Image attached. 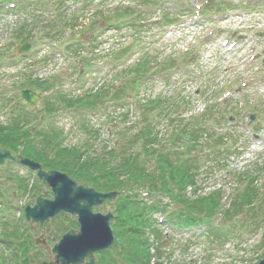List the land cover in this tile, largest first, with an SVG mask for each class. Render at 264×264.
<instances>
[{
  "label": "rangeland",
  "instance_id": "374dc122",
  "mask_svg": "<svg viewBox=\"0 0 264 264\" xmlns=\"http://www.w3.org/2000/svg\"><path fill=\"white\" fill-rule=\"evenodd\" d=\"M18 1L26 2V6L22 9L19 6L9 15L0 12V51L8 47L5 53L0 54V124L7 123L8 125L11 123L9 121L11 116L14 118L15 112L29 110L25 107V111L21 108L16 109L21 86L24 84V89L31 88L25 83L27 76L39 79L45 84V89L42 92L38 109L50 105L57 111L51 114L47 111L45 113L44 108L46 115L41 118V121L38 120V116L43 113L42 111L40 113L28 111L30 119L27 121L21 119L18 126L20 131L26 134L35 135L41 131L45 135L47 132L49 146L46 151L48 154L51 153V148H56V144L68 150L81 148L79 134L82 131L88 133V137L84 139L85 143L89 140V134L92 135L93 130H98L101 141L92 144L91 154L101 156V142L111 148L115 147L113 141L118 140L121 134L124 135L121 138L128 136L126 128L130 127L135 120L136 112H139L133 104L138 98L143 100L166 96L172 97L173 100L179 91L180 97L188 102L181 117L185 119L193 117L197 109L203 107L201 100L204 99L208 106L218 104L220 92L226 90L232 93V101L235 105L231 113L235 115L234 121L224 120V125L215 129V134H219L218 129H223L220 133L232 141L231 146H234L237 155L234 154L229 158L226 164L228 173L217 169L212 172L205 169L198 179L200 188L195 196H206L213 190H219L221 193L218 201L219 213L213 218V224L227 229L247 221L248 225L244 223L246 228L244 233L238 237L233 232L228 235L230 240H221L222 242L219 243L209 239L203 228L172 230L164 223L168 211L163 215L160 212L154 213L150 218L155 220L156 228L163 239L164 248L161 251L164 258L163 264L254 263L264 250L263 247L256 248L258 244H261L264 216L252 215V210L248 212L245 210L240 219L232 220V217L227 215L228 218L223 220L222 216L227 212L230 196L238 186L233 175L250 171L255 167L254 165L264 169V67H261L260 59L253 62L251 57L264 50L263 40L254 36L264 31V3L253 5L252 1L248 10L234 12L233 9L244 8L246 0H218L225 4L221 10L228 9L229 11L226 17L210 16L197 19L196 17H183L186 10V14L189 15L196 4L201 5L196 2L197 0H186L180 4L175 0H154V3H146L144 0H89L88 4L84 5L79 4L80 0ZM255 1L264 2V0ZM61 4L63 6L60 8ZM125 8L142 14L144 20L150 22L147 24L151 25L139 29L140 24H138L139 26L137 25V29L134 30L124 18L117 29L107 27L112 21L111 16L117 13L118 9L122 12ZM162 15L172 20L170 21L172 23L179 21L170 27L165 26L164 23L156 24ZM24 26L27 27L29 33L26 32L23 39L30 34L27 43L31 45L28 53L24 54L26 57L21 58L22 55L17 54L16 50L24 42L21 39L15 40L13 35ZM29 26H31L30 29ZM45 35L49 36V41L44 40ZM238 37L241 39H236ZM131 42L129 52L126 51L120 57L115 55L118 49L124 50ZM81 43L83 51L79 56H76V53L73 55L76 45ZM231 44L235 46L230 50ZM52 45H55L56 49L52 48ZM181 55H185V59L179 61ZM145 56L155 59L151 66H156L155 63L159 64L158 62L162 59L173 64L165 65L164 68L171 67L167 73L159 71L157 74L154 73V76L151 74L147 77L150 74L148 72L145 84L140 85L141 90L135 88L129 90L127 74L123 73L127 68L133 69ZM191 58L194 59L191 61ZM84 59L85 61L91 60L89 62L91 67L88 70L82 65ZM179 62L182 65L178 69L174 68L173 66ZM250 63L252 65L249 66ZM216 67H218L216 73L209 76L208 74L212 73L211 70ZM79 70L83 71L80 75L77 74ZM82 74L85 76L81 78ZM79 78L80 80L77 81ZM202 82H204V90L199 97H195L193 92L200 87ZM101 88H108L112 94L121 92L119 95L122 97L126 95L135 100L131 103H129L130 100L125 101V105L120 106V104L116 105L112 103L113 101L107 100L108 97H104L102 104L107 103V105L105 104L104 108L102 106V110L95 107L92 110L85 108L86 111H84L81 110L82 107L76 106L71 109L66 106L76 103V100L71 102L73 99L85 98L91 91ZM136 91L138 93H135ZM133 95H135L134 98ZM59 96L62 99H68L71 103L61 102L58 99ZM10 100L12 103L9 102ZM59 101L62 104L57 105ZM127 112L124 118V113ZM236 112H241V117H237ZM90 113L95 114L91 116ZM250 113L256 116L249 124L246 115ZM157 115V113L153 114L154 117ZM80 116L86 127L82 131ZM30 120L36 123L30 126L31 123L28 124ZM165 124L164 120H159L156 123V130L163 132ZM48 127L51 128L49 131H47ZM252 127L256 128L258 138L248 140ZM232 133L235 136L240 135L247 138V144L242 139L239 142L237 136L233 135L231 138ZM53 155L51 154L50 158ZM213 165L216 163L209 164V167ZM262 180H264V175ZM0 182V191L4 194L3 205L19 207L35 193L44 195L46 192V189L36 182L33 174L9 163L0 169ZM24 186L26 190L29 189V194L27 191L22 192L21 189ZM16 189L18 193H15ZM188 192L187 190V196H189ZM119 198L120 194L116 201ZM160 201L169 204L166 198H161ZM117 202L119 203V200ZM111 210L109 205L104 204L100 212L104 214ZM11 213L14 212H7L9 215ZM12 217L19 218V215L14 214ZM162 217L164 219L160 224L159 218ZM113 219L114 216L111 220ZM72 225L73 222L69 216H58L45 224L43 232L46 229L48 232L43 235L42 239L46 240V237L52 236L58 239ZM237 229L239 228L236 227L235 230ZM29 238L25 244L27 254L20 256L16 264H25L29 255L39 254L40 250L47 255L53 247V244L50 246L48 244L41 248L35 243V240L40 239L39 231L31 234ZM56 239L54 242L57 241ZM98 260L97 264H99Z\"/></svg>",
  "mask_w": 264,
  "mask_h": 264
},
{
  "label": "trees",
  "instance_id": "16d2710c",
  "mask_svg": "<svg viewBox=\"0 0 264 264\" xmlns=\"http://www.w3.org/2000/svg\"><path fill=\"white\" fill-rule=\"evenodd\" d=\"M13 1L16 0H0V12L2 13V7ZM175 1H179L180 4L186 0ZM144 2L154 3V0H144ZM201 3L203 14L229 13L228 9L221 10L225 4L218 0H201ZM24 6L26 4L21 5L20 8ZM62 6L63 4L60 8ZM248 7L244 6L240 9L248 10ZM233 10L236 11L239 8ZM120 11L118 9V12L111 16V24L115 29L122 24L124 18L134 30L137 29L138 23L144 20L142 14L134 13L129 8ZM11 12L4 14L8 15ZM161 21L164 24L172 23L165 15L162 16ZM26 32V26L20 27L13 37L15 40L21 39L26 43L30 37V34H26L28 38L23 39ZM81 46H83L82 43L77 44L72 54L76 53V56H79L83 51ZM130 49L131 47L115 55L120 57ZM7 50L8 47L0 51V54ZM153 60L155 59L145 56L133 69L127 68L124 71L123 74H127L129 90L134 88L138 90L140 85H144L148 72L150 74L147 77L151 74L154 76V73L157 74L159 71L167 72L171 67L164 68L165 65L173 64L163 60L161 63L158 62L159 64L155 63L156 69H154L155 65L151 66ZM90 61L84 59L82 65L88 69ZM25 83L28 87L37 88L41 92L45 89V84L37 80L27 78ZM21 88H25L24 84ZM119 93L112 94V91L109 93L108 88L96 89L88 93L85 98H76V106L82 107L81 110L84 111H86L85 108L92 110L95 107L102 110V106L106 104H102L104 97H108L107 100L120 106H124L125 101L130 100L129 103H131L135 100L126 95L122 97ZM173 100L172 97L166 96L136 99L133 104L139 112H136L137 119L126 128L128 136L121 138L123 135L121 134L118 140L113 141L115 147L111 148L101 142V156L91 154L92 144L101 141L100 133L93 130L92 135L89 134V140L84 143L88 133L82 131L86 127L82 123L81 116L80 129L84 136L81 148L68 150L56 144V148H51V153L48 154L47 134L44 135L39 131L31 135L20 131L18 126L20 120L30 119L29 113L23 111L15 113L16 116L10 120V124H0V146L12 149L40 163L44 169L66 172L76 178L79 183L91 186L98 191L117 190L120 198L119 203L118 200L114 202L112 211L114 219L111 222V228L115 243L112 246L111 264H163L164 258L161 252L164 248L163 239L156 228L155 220L150 218L154 213L160 212L163 215L168 211L164 223L172 230L203 228L209 239L219 243L222 242L221 240H230L228 235L233 232L236 233L235 236L240 237L246 229L244 223L248 225L246 221L226 229L221 225L213 224V218L219 213L218 201L221 195L219 190H213L206 196H195L200 188L198 179L205 169L211 172L216 169L226 171L229 158L234 154L237 155L234 146H231L232 141L220 133L223 129H220L219 134H215V129L223 126L224 120H227L230 115L233 103L225 104L220 108L218 104H210L201 115L183 119L179 113L186 110L188 102L180 95ZM67 106L71 108L70 105ZM154 113L158 115L154 117ZM127 114L128 112L124 114V118ZM159 120L166 122L163 132L156 130V123ZM231 127L234 128V126ZM233 135L232 133L231 138ZM51 154L54 155L50 158ZM213 162L217 166L209 167V164ZM254 166L250 171L233 175L238 186L233 191L234 194H231L230 205L222 216L223 220L228 218L227 215L231 216L232 220L240 219L245 210L247 212L252 210V215L264 216V181H262L264 169ZM187 190L189 196H187ZM161 198L169 200V204L161 202ZM3 201L4 194L0 191V264H14L20 256L27 254L24 246L27 241L24 230L27 231V229L22 219H15L7 214L10 210L8 205H3ZM163 219L164 217L161 218ZM236 227L239 228L237 231ZM259 246L264 248L263 241ZM261 254L264 258V251ZM98 261L99 264H107L104 254ZM25 264H28L27 259Z\"/></svg>",
  "mask_w": 264,
  "mask_h": 264
},
{
  "label": "water",
  "instance_id": "95a60500",
  "mask_svg": "<svg viewBox=\"0 0 264 264\" xmlns=\"http://www.w3.org/2000/svg\"><path fill=\"white\" fill-rule=\"evenodd\" d=\"M29 48L28 44L23 45L17 53H26ZM40 98V92L25 90L21 91L19 102L35 111ZM6 162H12L35 172L38 180L48 186L53 195L51 201L43 200L41 196H38L33 207H30L29 203L21 207L29 227L32 223L42 225L60 213L70 214L72 217L76 214L79 225L76 234L70 230L52 249L56 264H83L85 259H88V263L85 264H94L93 255L108 249L114 242V238L109 227L112 216L93 214L92 209L106 201H114L118 197V192L99 194L93 189L77 186L75 181L66 174L57 171L44 172L39 164L17 156L11 150L0 148V167H3ZM259 264H264V260Z\"/></svg>",
  "mask_w": 264,
  "mask_h": 264
},
{
  "label": "flooded vegetation",
  "instance_id": "af4514ba",
  "mask_svg": "<svg viewBox=\"0 0 264 264\" xmlns=\"http://www.w3.org/2000/svg\"><path fill=\"white\" fill-rule=\"evenodd\" d=\"M45 196V198L46 199H51L52 198V196L49 194V191H48V189L46 190V192H45V194H44ZM32 200V199H31ZM31 200H29V201H31ZM31 205H32V202H31ZM105 205H108V204H105ZM103 209V207H101L100 209H96V210H93V212H100L101 210ZM101 213V212H100ZM103 214V213H102ZM105 214V213H104ZM67 216V215H66ZM71 220H72V222H73V225H72V227L71 228H69V229H67V230H72L75 234H76V232L78 231V228H79V226H78V223H77V219H76V214L71 218ZM51 221V220H50ZM50 221L48 222V223H50ZM47 223V224H48ZM44 226L45 225H43L42 227L41 226H39V225H34L33 227H32V231H31V234H34L36 231H39V237H40V239L39 240H35V243L37 244V245H39V246H41V248H42V246H48V244H49V246L50 245H54L59 239H56L55 237H46L45 239L46 240H43L42 239V237H43V235L46 233V232H48V230L46 229V231L45 232H43V228H44ZM53 234H54V232H52ZM64 234V233H63ZM62 234V235H63ZM62 235H61V237H62ZM55 239L57 240L56 242H54L55 241ZM49 242H51V243H49ZM52 245V246H53ZM52 249V248H51ZM51 249H50V251H49V253L46 255L45 253H43L41 250H40V253L39 254H35L34 255V263L33 264H56V261H55V257H54V255L52 254V252H51ZM109 253V254H108ZM108 254V255H107ZM111 254H112V251L111 250H108L107 252H106V254H105V256H106V262H107V264H111L112 263V257H111ZM85 262H87V259H85L84 260V263L83 264H85Z\"/></svg>",
  "mask_w": 264,
  "mask_h": 264
}]
</instances>
